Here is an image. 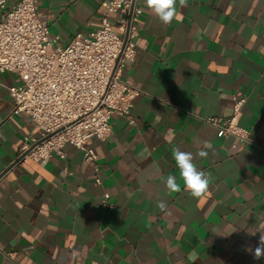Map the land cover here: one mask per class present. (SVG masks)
Masks as SVG:
<instances>
[{"label":"crops","instance_id":"1","mask_svg":"<svg viewBox=\"0 0 264 264\" xmlns=\"http://www.w3.org/2000/svg\"><path fill=\"white\" fill-rule=\"evenodd\" d=\"M105 1L37 9L64 47L101 27ZM136 6L135 57L122 73L140 91L135 122L113 115L108 137L87 141L96 170L72 146L64 159L14 163L40 130L13 113L8 89L19 80L0 72V264H264L245 250L264 232V0H177L168 25L145 0ZM240 97L243 145L205 122L230 117ZM177 148L211 175L198 199L165 187L168 175L182 184Z\"/></svg>","mask_w":264,"mask_h":264},{"label":"built area","instance_id":"2","mask_svg":"<svg viewBox=\"0 0 264 264\" xmlns=\"http://www.w3.org/2000/svg\"><path fill=\"white\" fill-rule=\"evenodd\" d=\"M7 1L10 7L5 10ZM37 2L0 0V72L19 80L8 89L13 113L28 115L40 130L39 137L24 142L17 162L64 159V147L72 146L96 170L97 157L87 141H104L113 115L135 122L131 111L140 91L123 80L122 73L135 57V19L141 10L136 0H107L102 3L101 27L88 36L76 34L60 47L49 37ZM243 104L244 98H236L230 117L205 122L216 129L217 137L231 136L243 145L248 141L238 124Z\"/></svg>","mask_w":264,"mask_h":264},{"label":"clouds","instance_id":"3","mask_svg":"<svg viewBox=\"0 0 264 264\" xmlns=\"http://www.w3.org/2000/svg\"><path fill=\"white\" fill-rule=\"evenodd\" d=\"M181 8L188 7V0H178ZM145 4L154 13L161 23L168 25L173 22L174 19H179L177 14V0H145ZM210 147V145H206ZM198 155L201 158H206L208 152L201 150ZM173 158L176 162V166L179 169V178L182 184L178 182L177 177L174 175H168L165 180V187L169 192H180L182 190L187 191L193 198H200L206 193L209 188L211 180L210 173L197 168L193 163L194 156L190 152H184L180 149H173ZM157 207L164 210L166 205L163 201L158 202ZM260 237L257 246L254 251L251 248L245 250L251 252L254 260L264 259V232H260ZM250 235H256V233H249Z\"/></svg>","mask_w":264,"mask_h":264},{"label":"water","instance_id":"4","mask_svg":"<svg viewBox=\"0 0 264 264\" xmlns=\"http://www.w3.org/2000/svg\"><path fill=\"white\" fill-rule=\"evenodd\" d=\"M17 161H18V159H17L14 163H16ZM14 163H13V164H14Z\"/></svg>","mask_w":264,"mask_h":264}]
</instances>
